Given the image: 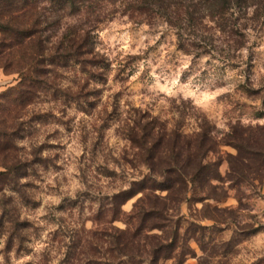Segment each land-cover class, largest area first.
<instances>
[{
	"label": "rangeland",
	"instance_id": "374dc122",
	"mask_svg": "<svg viewBox=\"0 0 264 264\" xmlns=\"http://www.w3.org/2000/svg\"><path fill=\"white\" fill-rule=\"evenodd\" d=\"M93 4L89 13L64 18L45 35L54 44L83 20L80 27L90 32L100 59L89 88L95 106L86 105L83 112L73 100L63 99L62 90L73 92L88 77L70 64L52 73L58 91L42 94L19 114L24 126L17 145L30 166L28 177L17 184L4 185L0 178V264H79L69 259L80 255L71 246L82 239L80 232L93 227L101 198L147 174L130 164L136 152L124 130L134 119L148 115L169 130L181 125L189 136L205 124L226 142L236 125L264 126V11L261 17L255 8L240 11L225 25L219 18H199L195 25L178 27L156 11L132 17L122 14L120 4ZM39 6L49 15L45 2ZM0 83L3 93L17 85L18 75L1 71ZM12 117V111L0 112L7 126L13 125ZM236 154L232 146L222 145L210 156L220 163L223 178L229 156ZM230 184H224L228 197L210 204L231 214H219L215 231L206 237L239 243L222 256V264H264V185L242 187L240 201ZM141 197L128 201L123 212L130 215ZM68 201L77 206L65 211ZM178 215L173 226L182 223V235L195 226L214 225L202 220L203 205L195 202L193 192ZM190 245L201 255L195 242ZM185 264H198V259Z\"/></svg>",
	"mask_w": 264,
	"mask_h": 264
},
{
	"label": "trees",
	"instance_id": "16d2710c",
	"mask_svg": "<svg viewBox=\"0 0 264 264\" xmlns=\"http://www.w3.org/2000/svg\"><path fill=\"white\" fill-rule=\"evenodd\" d=\"M41 1L47 4L49 15L40 8ZM93 1L0 0V72L18 75L17 85L0 93V112H13L12 126L0 122V167L3 168L0 178L4 185L17 184L28 177L30 163L20 156L23 150L17 145L22 140L20 132L24 126L19 114L42 94L58 91L56 84L50 81L53 72L71 64L79 67L81 73L88 74L86 80H79L75 91L62 90V96L65 102L73 100L79 111L86 112V105L95 106L92 99L95 93L89 88L91 77H97V72L92 69H98L100 59L93 50L90 32L80 27L84 25L83 20L80 19L79 27H69L54 44L45 35L47 29L58 26L62 19L89 13ZM107 1L112 6L120 4L125 9L123 15L130 12L132 17L134 14L142 16L145 12L156 11L165 18L174 19L178 27L184 23L195 25L199 18H219L225 25L228 17L240 11L255 8L260 17L264 11V0ZM249 93L258 95L260 92ZM124 135L136 152V159L130 164L143 167L147 174L131 181L128 187L101 198L103 203L95 211L93 227L80 232L82 239L78 238L71 246L80 251L78 257L69 258L71 262L165 264L173 261V264H185L189 259L197 258L198 264H222V256L231 254L239 243L207 239L206 234H212L218 225L216 218L222 213L231 214L213 207L210 201L222 202L228 197L224 189L227 181L240 201L242 187L254 183L264 185V126L244 128L236 125L226 142L213 136L205 124L197 134L189 136L181 125L169 130L165 124L142 115L126 124ZM222 145L237 150L236 155L228 158L226 178L220 173V163L210 159ZM191 192L195 202L203 205L202 220H210L214 225L195 226L182 235V223L177 222L175 227L173 224ZM140 194L142 197L133 211L126 215L123 206ZM76 204L68 201L63 210L73 209ZM18 222L12 219L13 224ZM117 222H123L126 227H117ZM189 234L194 237L190 238ZM197 234L199 237H195ZM191 241L197 244L201 255L192 249Z\"/></svg>",
	"mask_w": 264,
	"mask_h": 264
},
{
	"label": "crops",
	"instance_id": "0c3cea01",
	"mask_svg": "<svg viewBox=\"0 0 264 264\" xmlns=\"http://www.w3.org/2000/svg\"><path fill=\"white\" fill-rule=\"evenodd\" d=\"M1 85H2V84L0 83V93H1V89H2V88H1Z\"/></svg>",
	"mask_w": 264,
	"mask_h": 264
}]
</instances>
